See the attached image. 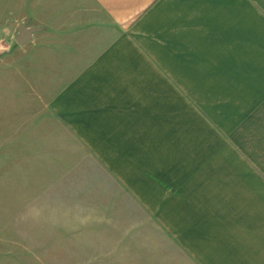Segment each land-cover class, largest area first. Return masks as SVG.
Here are the masks:
<instances>
[{
    "label": "crops",
    "instance_id": "1",
    "mask_svg": "<svg viewBox=\"0 0 264 264\" xmlns=\"http://www.w3.org/2000/svg\"><path fill=\"white\" fill-rule=\"evenodd\" d=\"M29 1L15 55L101 187L195 264H264V0Z\"/></svg>",
    "mask_w": 264,
    "mask_h": 264
},
{
    "label": "rangeland",
    "instance_id": "2",
    "mask_svg": "<svg viewBox=\"0 0 264 264\" xmlns=\"http://www.w3.org/2000/svg\"><path fill=\"white\" fill-rule=\"evenodd\" d=\"M34 11L29 0H0V264H195L70 152L47 108L52 81L15 55Z\"/></svg>",
    "mask_w": 264,
    "mask_h": 264
},
{
    "label": "water",
    "instance_id": "3",
    "mask_svg": "<svg viewBox=\"0 0 264 264\" xmlns=\"http://www.w3.org/2000/svg\"><path fill=\"white\" fill-rule=\"evenodd\" d=\"M32 33H33L32 29H27L25 26H23L20 30L18 37H17V43L19 45L25 44L27 41H29Z\"/></svg>",
    "mask_w": 264,
    "mask_h": 264
}]
</instances>
